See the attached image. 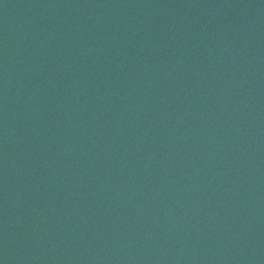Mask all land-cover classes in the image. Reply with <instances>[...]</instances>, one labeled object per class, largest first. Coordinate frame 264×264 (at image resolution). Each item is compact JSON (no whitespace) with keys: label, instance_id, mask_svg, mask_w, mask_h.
I'll return each mask as SVG.
<instances>
[{"label":"water","instance_id":"obj_1","mask_svg":"<svg viewBox=\"0 0 264 264\" xmlns=\"http://www.w3.org/2000/svg\"><path fill=\"white\" fill-rule=\"evenodd\" d=\"M0 264H264V0H0Z\"/></svg>","mask_w":264,"mask_h":264}]
</instances>
